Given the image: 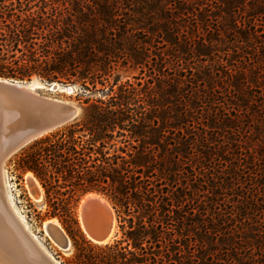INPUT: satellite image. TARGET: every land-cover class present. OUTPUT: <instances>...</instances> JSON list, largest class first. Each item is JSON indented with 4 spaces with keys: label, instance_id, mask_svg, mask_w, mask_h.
I'll return each mask as SVG.
<instances>
[{
    "label": "trees",
    "instance_id": "16d2710c",
    "mask_svg": "<svg viewBox=\"0 0 264 264\" xmlns=\"http://www.w3.org/2000/svg\"><path fill=\"white\" fill-rule=\"evenodd\" d=\"M7 1L0 78L109 85L15 154L49 217L78 227L74 207L89 192L115 211L121 239L68 230L69 263L264 264V0H73L69 18ZM63 35L78 51L36 53ZM19 45L29 52L5 50ZM117 64L139 82L110 85Z\"/></svg>",
    "mask_w": 264,
    "mask_h": 264
},
{
    "label": "rangeland",
    "instance_id": "374dc122",
    "mask_svg": "<svg viewBox=\"0 0 264 264\" xmlns=\"http://www.w3.org/2000/svg\"><path fill=\"white\" fill-rule=\"evenodd\" d=\"M7 3L13 4L14 7L16 8H26V6L28 5L29 7H32V10H39L40 8L45 7L48 14H54L58 12L64 18H69L70 13H73L72 9H73V5L75 4L73 0H8ZM61 40H62L61 42L59 41L52 44H47L48 46L44 48H41L37 45L35 46L34 49H36L37 51L36 53L39 54L60 53V52L68 53V52L78 51L75 45H72L71 40H69L68 37H66L65 35L62 36ZM153 45L154 48H156L157 52L162 51V50H158V47H161V45H159L157 42H154ZM5 50L14 51V53L19 55L22 52L28 53L30 49L28 47H24L23 45H19L18 50L13 48H7ZM137 78H141L138 69H133L128 65L122 66L120 64H117V65H113L111 76L109 78V84L113 85V83L117 80H118V84H123L127 81L136 84L137 82H139V79L136 80ZM21 81L29 84L33 82L40 83L42 87L36 89V91H38L41 94H44L47 97L57 99L63 102H67L72 106H74L75 108H77L78 115L76 118H80L82 116L83 107L86 106L85 101L93 102L101 97L102 98L106 97V94L108 93L107 88L109 87V85L106 84V90L103 92L101 90L102 86L98 84L96 90L92 89L90 91H87L81 87L80 83L61 84V83L53 82L54 84L59 86V89H51V84L53 83H48L37 75H33L30 80H21ZM246 135H248V133H246ZM16 162L17 159L15 157V154L11 156L8 160H6L3 166V176H4V181L7 184L8 196L10 197V200L12 201L15 209L17 210L18 213L17 215L23 219L27 229L30 231V233L36 236L38 241L41 243L44 249L51 255V257L56 261V263L70 264L69 262L72 261V259L74 258L75 250L72 245L73 244L72 237L70 233H68V230L71 232L73 236H75L76 239H78L80 233H82L89 240L87 235L84 233V230L80 222V204L82 203L83 199L90 194H96L104 198L105 201H107L111 205L110 201L106 196L98 192H89L81 196L79 201L75 204L74 207L75 216L77 218V222L79 225L78 227L75 224H73L71 221H63V219H59L57 217L55 218L49 217L48 214L52 210V208L49 207L47 201L45 200L44 189L42 188L40 181L30 171L26 172L21 177L19 171L17 170ZM185 162L186 164L183 166L181 165V168H186L185 169L186 171L184 170V172L187 171L189 172L190 169H189V165L187 164V160H185ZM224 165L226 164L224 163ZM263 165L264 163L261 162L262 167H264ZM28 173H32L37 183L41 187L42 193L40 199L37 198L36 196L37 193L34 187L30 186L27 182L26 177ZM181 180L184 181H178L176 187L185 185L186 183L185 178H182ZM49 219H56L60 227L69 237L70 247L68 249H64L58 246L55 240L51 236H49L45 231L44 224L48 222ZM115 222H116L115 235L110 241L107 242L110 244L114 243L116 240L121 239L122 237V233L118 226L117 219L115 220Z\"/></svg>",
    "mask_w": 264,
    "mask_h": 264
},
{
    "label": "water",
    "instance_id": "95a60500",
    "mask_svg": "<svg viewBox=\"0 0 264 264\" xmlns=\"http://www.w3.org/2000/svg\"><path fill=\"white\" fill-rule=\"evenodd\" d=\"M51 89H58V86L53 83ZM57 109L58 107H55L51 102L42 97H36L29 83L0 78V173L4 163L11 156L37 138L71 122L76 116L56 112L59 111ZM31 184L34 185L33 182ZM13 216L31 247L35 248L42 256V260L47 264H56L40 247L20 218L15 213ZM114 216L113 211L108 223L101 227L99 222H94L95 217L87 209H83L82 220L88 231V233H84L89 240L96 244H106L105 241L113 228ZM47 227L49 236L55 240L58 246L64 249L70 247V239L60 227L51 223Z\"/></svg>",
    "mask_w": 264,
    "mask_h": 264
},
{
    "label": "bare ground",
    "instance_id": "6f19581e",
    "mask_svg": "<svg viewBox=\"0 0 264 264\" xmlns=\"http://www.w3.org/2000/svg\"><path fill=\"white\" fill-rule=\"evenodd\" d=\"M29 85L32 88L33 92L35 93L36 97H42L44 100L49 101L52 104H54L55 107L57 106L58 107L57 110L59 111H56V112H59L62 114H70V115L73 114V115H76L75 118L77 117L78 115L77 108H75L71 104L47 97L44 94H41L38 91H36V89H39L42 87L40 83L33 82ZM58 89H59V86H58ZM26 179L30 186H32L31 183L33 182L34 184L33 187L37 193L36 196L38 199H40L41 193H42L41 187L37 183L32 173H28ZM83 209H87V211L90 212L95 217L94 222H99L101 227H104V225L108 223L110 215H113V209L111 205L107 201H105L104 198L96 194H90L86 196L83 199L82 203L80 204V222H81V226L85 233H88V231L85 228L83 220H82V210ZM13 213H15L16 215L18 214L12 201L10 200V197L8 196L7 184L4 181L3 168H2L1 173H0V264H47L45 261L42 260L43 258L39 254V252L35 248L31 247L25 234L23 233L22 229L20 228L19 224L14 218ZM19 218L21 222L24 224V226L26 227L23 219L21 217ZM50 223L60 227L56 219H49L48 222L44 224V229L48 235H50V233L47 229L48 228L47 226ZM115 223L116 222H115V216H114L113 228L110 232L108 239L105 242L110 241L114 237L115 231H116ZM60 229L62 228L60 227ZM62 231L64 232L63 229ZM64 234L66 235L65 232ZM32 236L35 238V240L38 242V244L44 250V252L49 256V258L52 259V261L56 263V261L51 257V255L44 249V247L38 241L36 236L33 234Z\"/></svg>",
    "mask_w": 264,
    "mask_h": 264
}]
</instances>
